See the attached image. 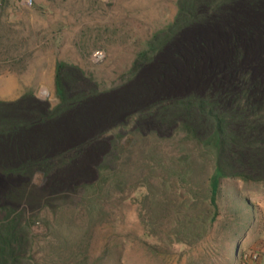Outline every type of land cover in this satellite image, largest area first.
<instances>
[{"label":"rangeland","instance_id":"rangeland-1","mask_svg":"<svg viewBox=\"0 0 264 264\" xmlns=\"http://www.w3.org/2000/svg\"><path fill=\"white\" fill-rule=\"evenodd\" d=\"M174 3L0 0V60L7 52L17 58L0 79V100L32 93L56 107L58 62L78 67L99 89L70 95L39 139L53 146L51 182L44 188L45 180L34 178L33 206L8 218L20 232V264H181L174 260L182 257L184 264H227L244 232L263 243L264 181L212 176L220 157L213 141L186 134L183 121L199 136L203 130L176 110V100L164 105L167 92L195 84L163 79L146 63L132 71L149 37L172 20ZM158 103L164 107L155 109ZM229 138L228 157L242 144ZM68 182L78 187L68 190ZM132 245L145 255L133 254ZM255 248L241 244L239 251H258L259 264Z\"/></svg>","mask_w":264,"mask_h":264},{"label":"trees","instance_id":"trees-1","mask_svg":"<svg viewBox=\"0 0 264 264\" xmlns=\"http://www.w3.org/2000/svg\"><path fill=\"white\" fill-rule=\"evenodd\" d=\"M174 6L172 20L149 37L132 71L146 63L158 66L163 79L195 84L181 94L167 92L164 103L170 106L169 100H176V110L197 118L201 136L193 124L183 121L180 126L187 135L213 141L220 157L212 176L264 181V0H175ZM55 87L56 107L32 93L0 100V264H20L22 241L14 217L8 222L10 214L33 206L34 178L45 180L44 188L51 182L53 146L43 147L39 139L48 136L50 122L70 95L99 90L83 71L64 62L56 64ZM235 133L241 139L240 153L232 147L228 157L227 142L229 137L236 139ZM76 187L68 182V190ZM210 191L215 209L214 188Z\"/></svg>","mask_w":264,"mask_h":264},{"label":"crops","instance_id":"crops-1","mask_svg":"<svg viewBox=\"0 0 264 264\" xmlns=\"http://www.w3.org/2000/svg\"><path fill=\"white\" fill-rule=\"evenodd\" d=\"M17 63V58L14 55H12L11 53L7 52L4 54V56L2 57V59L0 60V64H3L4 66V71H3V74L0 75V79L2 77H6V76H9L10 75V72H11V69L12 67H10L11 64L13 65H16ZM12 66V65H11ZM12 98H9V100H11ZM13 100V99H12ZM214 214V212L212 213V215ZM246 230V229H245ZM249 230L244 234H243V237L241 238V241L239 242V244L236 246L235 248V251H234V257L231 258L227 264H237V257H238V253L240 252L239 251V247L241 244H243V249H249V247H253L254 249H256L255 247L257 248H260L262 254H261V257H260V262L259 264H264V241L262 244H259L258 241L256 242V240H254L253 238H251V235L249 236ZM132 248V251H133V254H137L139 256H144L145 255V251L143 248H139L138 245H132L131 246ZM166 250L164 249L163 252H165ZM155 252V251H153ZM195 252V251H194ZM156 253L161 257L162 255H164L162 253V250H158L156 251ZM143 261V260H142ZM178 261V262H177ZM189 262V261H188ZM206 264H211L212 261L211 260H208V261H205ZM174 263H181V264H184V263H187V260L186 258H181L180 260L179 259H176V261L174 260Z\"/></svg>","mask_w":264,"mask_h":264},{"label":"built area","instance_id":"built-area-1","mask_svg":"<svg viewBox=\"0 0 264 264\" xmlns=\"http://www.w3.org/2000/svg\"><path fill=\"white\" fill-rule=\"evenodd\" d=\"M25 2L30 3L31 0H25ZM96 55H100L96 53ZM259 252L256 250H242L237 257V264H255L259 259Z\"/></svg>","mask_w":264,"mask_h":264}]
</instances>
